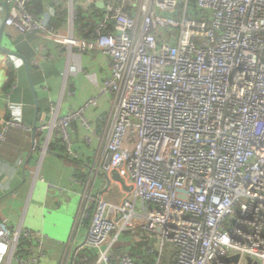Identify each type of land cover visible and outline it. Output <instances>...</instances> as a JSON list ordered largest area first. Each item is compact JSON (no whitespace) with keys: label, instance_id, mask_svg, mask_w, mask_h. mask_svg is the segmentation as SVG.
<instances>
[{"label":"built area","instance_id":"2783aa9c","mask_svg":"<svg viewBox=\"0 0 264 264\" xmlns=\"http://www.w3.org/2000/svg\"><path fill=\"white\" fill-rule=\"evenodd\" d=\"M65 1L73 21L77 3L89 12L100 0H61L59 16ZM102 1L91 43L58 31L49 15L33 14L29 0H5V24L21 34L80 51L92 44L110 56L97 95L63 115L52 104L49 120L36 126L45 147L58 140L72 160L82 158L72 122L90 131L88 145L93 137L101 142L87 177L72 176L84 186L78 229L89 220L93 264H147L128 252L139 240L157 251L154 264L165 244L176 248V264H264V0ZM106 94L111 108L96 130L86 112ZM12 126L24 125L3 121L0 146ZM115 171L133 195L118 205L98 191L100 177ZM46 239L0 220V242L12 241L22 264H39ZM116 246L127 249L117 254Z\"/></svg>","mask_w":264,"mask_h":264},{"label":"crops","instance_id":"0c3cea01","mask_svg":"<svg viewBox=\"0 0 264 264\" xmlns=\"http://www.w3.org/2000/svg\"><path fill=\"white\" fill-rule=\"evenodd\" d=\"M60 1L29 0L28 9L35 15H49L58 31H73L82 42L92 43L96 38V16L91 17L89 28L82 31L78 22L82 6L75 0L79 10L71 21L68 1L63 2V15L57 14L55 6ZM7 6L5 0H0V128L9 118L24 126L10 127L0 146V220L12 230L29 229L45 234V252L39 264H62L73 242L79 249L89 250V223L78 229L84 186L74 183L72 176L77 173L87 177L101 142L93 137L88 145L85 136L90 131L79 120L72 122V136L82 157L72 160L60 141L45 147L41 134L36 133L34 139L33 126L49 120L52 104L59 106L63 115L97 95L98 84L110 73V56L92 44L80 51L60 46L47 35L21 34L4 24ZM110 108V96L106 94L87 110L93 129L100 130ZM75 161L81 164L76 167ZM113 188L122 193V199L133 197L113 178L100 177L98 191L104 198ZM12 251V241L0 242V264H22L18 253Z\"/></svg>","mask_w":264,"mask_h":264},{"label":"trees","instance_id":"16d2710c","mask_svg":"<svg viewBox=\"0 0 264 264\" xmlns=\"http://www.w3.org/2000/svg\"><path fill=\"white\" fill-rule=\"evenodd\" d=\"M98 11H100V9H98L96 6H93L89 12H85L83 10H80L79 16H78V22L80 24V29L83 31L85 27L89 28L91 22V17H95L97 16ZM14 74L13 71H11V77L10 79L13 80ZM75 166L77 167L78 165H80L81 163L75 161L74 162ZM80 177H83V174L79 175ZM89 223V220L87 221V224ZM133 232V230H127L126 236H129L131 233ZM23 242H21V244L26 245L28 244L27 240L22 239ZM174 248V253L172 254L171 258L169 259V264H176L175 260H174V256L176 253V248ZM127 247L126 246H116L115 250L117 254H121L122 252L126 251ZM129 249V253L136 258L139 261H142L143 263H147V264H154V259L157 256V251H153L151 252V246L149 245V241L147 240H139L133 244H131L130 246H128ZM89 255V258L86 260L85 256ZM95 259V255H93V253L90 250H85V249H79L76 253V256L74 258V264H89L92 263ZM163 259V255L161 257V261L162 262ZM161 264V263H160Z\"/></svg>","mask_w":264,"mask_h":264},{"label":"rangeland","instance_id":"374dc122","mask_svg":"<svg viewBox=\"0 0 264 264\" xmlns=\"http://www.w3.org/2000/svg\"><path fill=\"white\" fill-rule=\"evenodd\" d=\"M181 11H182V9L179 10V12H181ZM197 15L199 16V13H197ZM105 198L107 201L114 203L115 205H118L122 201V193L118 189L113 188L107 192ZM138 207H139V209H142V203H141L140 199L138 200ZM133 235H134L135 239H137L141 236V233L139 230H136V233L134 232ZM126 240L130 241L131 239L128 236ZM173 253H174L173 246L171 244H165L164 251H163V259H162L161 264H169V259L171 258Z\"/></svg>","mask_w":264,"mask_h":264},{"label":"water","instance_id":"95a60500","mask_svg":"<svg viewBox=\"0 0 264 264\" xmlns=\"http://www.w3.org/2000/svg\"><path fill=\"white\" fill-rule=\"evenodd\" d=\"M96 5L102 8V7H104V2H103L102 0H100V1H98V2L96 3ZM7 7H8V6H7ZM4 24H5V22H4ZM9 52H10V51H9ZM10 53H12V52H10ZM36 126H37V124L35 123L34 126H33V130H34V132H33V137H34V139H35V135H36V133H37V132H36ZM112 178H113L114 180L120 182V183L122 184V186H123L125 189H127V190L130 191V187L127 186L125 180L119 175L118 172H116V171L113 172V174H112ZM79 248H80L79 246H77V247L75 248V250H74V255L76 254V252H77V250H78ZM237 259H238V256H235V257L231 258V260H237ZM73 261H74V256H73L72 260L70 261V264H73ZM253 264H257V261H254Z\"/></svg>","mask_w":264,"mask_h":264}]
</instances>
